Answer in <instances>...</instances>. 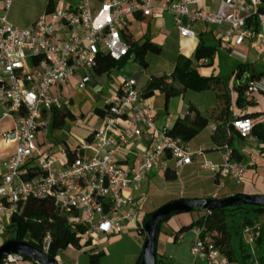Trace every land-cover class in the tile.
Wrapping results in <instances>:
<instances>
[{
	"label": "built area",
	"instance_id": "built-area-1",
	"mask_svg": "<svg viewBox=\"0 0 264 264\" xmlns=\"http://www.w3.org/2000/svg\"><path fill=\"white\" fill-rule=\"evenodd\" d=\"M0 3V106L6 108L3 117L13 120V128L1 135L4 145L13 146V151L1 163L0 229L29 199H52L69 222L84 227L83 245H92L100 235H123L127 231L143 240L144 213L132 194L135 192L137 199L142 200L141 186L149 174L177 173L203 151L169 136V123L157 127L155 112L136 90L135 78L123 80L115 94L104 101L101 127L73 150L62 151L67 160L63 168L57 169L56 160L37 146L36 133L46 128L42 116L69 107V100H62L61 94L71 81H75L78 90L89 88L99 55L114 61L127 56L129 44L123 35L132 15L147 18L154 12L169 14L184 38L194 36L191 25L195 22L218 27L222 29L221 48L230 55L245 62L246 55L236 48L251 47L264 57L262 1L219 0L217 11L211 13L191 10L195 0L160 4L153 0H78L72 9L49 7L26 29L13 27L7 19L12 0ZM204 63V59L198 62ZM259 95L264 96V76L244 90L247 104L256 103ZM229 127L239 139L257 141L253 132L257 127L264 131V112L235 118ZM208 128L215 132L214 126ZM144 135L149 147L139 162L129 164L121 159L127 146ZM218 151L220 164H202L217 180V192L210 198L213 200L225 180L240 186L248 169L246 163L234 159L230 147L223 146ZM189 231L192 239L187 264H236L223 257L209 238L202 236L199 227ZM259 233L258 224L243 230L254 264H258L254 242ZM182 240L179 233L176 241ZM49 241V237L44 240L45 250ZM23 260L22 256L11 254L2 262L16 264Z\"/></svg>",
	"mask_w": 264,
	"mask_h": 264
},
{
	"label": "crops",
	"instance_id": "crops-1",
	"mask_svg": "<svg viewBox=\"0 0 264 264\" xmlns=\"http://www.w3.org/2000/svg\"><path fill=\"white\" fill-rule=\"evenodd\" d=\"M24 1L25 0H12L11 7L7 14V19L9 23L13 27H16L19 29L29 28L38 18H40L42 15L45 14V12L47 11L49 7L61 8V9H72L78 2V0H55L54 2L50 3L49 0H38L35 2V4L32 5L30 9H27L23 7L25 6ZM169 1H177V0H153V3L160 4V3L169 2ZM195 1L196 3L190 7L191 10L201 9L203 11L213 13V12H216L218 9L219 0H195ZM21 4H22V7H21ZM95 4L96 3H93V5ZM15 5H20L19 7L20 11L13 13L12 9ZM0 6H1V3H0ZM126 29H127V34H129L132 37L133 41H139V43L142 44L145 40H149L153 44L160 47L161 48L160 54H162V52L168 46L174 49V53L171 58V63L169 64L167 70H163V72H154L153 76L171 75L175 69L178 57H181L190 62L189 68L191 70L196 71L200 76L205 77L204 75L200 73V68L204 67L206 64H210L211 62H213L214 57H213V60L211 61L204 59L205 63L203 65L198 64L199 61L194 59V53L199 43V40H202L205 46L214 48L215 51H217L216 48L220 50L222 49L221 48V42H222V29L221 28L214 27V26H208L202 22H195L191 25V30L193 31L194 36L191 38H184L180 36L178 30L175 28L173 24L172 17L169 14H157L156 12H154L150 17H147V18L140 17L139 15L129 16L127 19ZM212 45H216L217 47L215 48ZM236 51L243 55H246V57H248L249 55V51L245 47L236 48ZM218 53L219 51H217V54ZM228 56L236 61L242 62L240 59L230 55L229 53H228ZM146 59H148V56ZM240 64H244V62ZM251 68L254 69L253 66H251ZM235 70L232 71V77L236 79ZM109 73L104 74V75L109 76ZM102 76L103 75L94 76L91 79L89 88L86 89L90 93V96L93 98V103H91V113L89 114V117L92 119L93 118L96 119L92 130L86 133V136H83V138H79L75 135L70 134L71 135L70 141L59 139L60 138L59 134H54L53 130H58L60 128H52L51 126V120H52L51 111L45 112L42 116V120L46 124V128L39 129L37 131L36 143L41 152L47 153L48 155L52 156L56 160L55 167L57 169L63 168L67 161L66 158L62 157V151H65V153H68L69 151L73 150L76 146H78L80 143L85 141L87 137L91 136V134L96 129L101 127L102 125L101 116L97 115L94 112V110L95 109L101 110L104 106V101L112 97L115 94V92L117 91L121 83L119 82V83H113L111 85H108L107 80L104 81L101 78ZM135 79H136L135 88L139 92L143 90L149 78L145 81L142 87L138 86L137 78ZM220 81H221L220 78L215 77L214 81L211 83V86H210V88H212V85L214 84L215 88H218V90L223 91L221 95L224 98V100L221 105V111L217 115L209 114L208 117L205 116L197 106L193 105L191 102L186 103L185 101H183V99H180V96L182 94L180 96L170 98L166 107L164 104V96L160 92H155L151 98L144 99V102L153 108L155 112L156 125L158 128L162 127L165 123H169L171 126L175 120L186 118L188 116V108L190 106L195 107L202 116L209 118V126H214V127L222 126V124L229 123L233 119L238 118V117L253 116V115H256L257 113L264 112V96L262 95L257 96L255 98L256 103L254 104L245 103L243 106H238L236 103V97H237V88L239 85V81L238 83H236L235 80L233 79V83H230V89L232 91L229 95L225 88L222 89L220 87L221 86ZM173 86L176 87L177 89H182L181 85L178 84L177 82H174ZM52 92L55 94L57 93L60 94V91L53 90ZM77 92H79V90L76 88L75 81H71L68 89L63 91L61 94L62 100L64 99L69 100L70 105L67 108H63L62 110H57V111L64 112V113H67V112L70 113V108L72 107L73 97L76 96V94H78ZM78 96H81V95H78ZM5 111H6V108L3 106H0V175L2 173L1 163L13 151V146L6 147L1 140L2 133L6 131H10L13 128V120L11 118L3 117V114L5 113ZM71 118H66L63 126L67 125V123L69 122ZM72 123L73 122H71V125H74ZM206 129L210 133L209 142H205L201 144L202 146H198L194 144L192 145L191 141L188 143V146L190 148L201 149L203 151V154L195 158L190 165H187L181 168L180 170L190 171L193 168H196L197 166H201L203 162H210L213 164L221 163V154L216 149L217 145H219L220 142L212 140L211 138L212 132L209 130L208 126ZM229 146L234 152V159L238 161H242L243 163H246L248 165V169L244 175L243 183L240 186H235L229 180H225L223 187L219 191L221 192L224 190V193L222 196H219V194H217V199L230 197L236 194L264 196V144L260 142L259 138L257 141L241 140L236 136V134H234ZM148 147H149V140L147 139L146 135H144L142 139L134 140L132 143H130L127 146L126 150H124V152L121 154L120 158L121 159L125 158L127 163L129 164L138 163L140 160V155ZM213 182H214V186L217 192V180L215 179V177L213 179ZM234 187H241V190L237 191L234 189ZM141 190H142V187H141ZM137 198L138 197L135 198L137 203H140L141 200H138ZM203 199H210V198H203ZM191 200H199V199L193 198ZM154 211H155L154 209H149V213L154 212ZM261 217L263 216L258 217V220ZM195 221L196 219L193 218L190 224ZM182 227H185V225L181 226V228ZM180 229L179 230L175 229L173 233L169 234V236L167 235V232L161 233L160 231L158 239H157V251H156L157 255L162 254L163 256H165L168 245L171 242L172 243H184L185 238L189 235H190V241H191L192 235L190 231L185 230L183 232H180ZM179 233L183 235V240L181 242L176 241V236ZM115 236L120 237L118 242H124L127 236H129L131 239L138 240V242L142 240L140 238L135 237L132 231H127L123 235H100L98 237H95L92 245L88 247L90 249H95L97 246L96 243L100 244L106 241H110ZM140 255H141V252L140 254H136L135 257L138 258ZM179 256L182 257V254H179ZM165 261L164 263L162 262L161 263L166 264ZM188 262L189 261L183 264H187ZM16 264H36V263L32 261L23 260Z\"/></svg>",
	"mask_w": 264,
	"mask_h": 264
},
{
	"label": "trees",
	"instance_id": "trees-1",
	"mask_svg": "<svg viewBox=\"0 0 264 264\" xmlns=\"http://www.w3.org/2000/svg\"><path fill=\"white\" fill-rule=\"evenodd\" d=\"M264 5V0H261ZM264 12V6L260 8ZM124 40L129 44V51L126 57L119 61H114L106 55H99L97 57V64L94 67L95 76H101L109 73L117 65L121 66L124 62L128 61L131 57L137 60L140 66L144 69L147 68L146 56L148 54L158 55L161 48L153 44L149 40H145L142 44L139 41H133L129 34L123 35ZM215 49L205 46L202 40L196 47L194 59H207L211 61L215 55ZM190 62L184 58L178 57L176 66L171 75L150 76L146 82L145 87L139 94L142 99L151 98L155 92H160L164 96L165 107L170 98L180 96L185 89L203 90L211 86L214 77L200 76L196 71L189 68ZM244 76V81L241 82V77ZM264 76V72H257L250 67L249 64H239L235 70V77L239 81L237 88L236 103L238 106H243L246 101L244 99V90L246 86ZM177 82L181 85L182 89H177L173 83ZM97 115H102L101 111L95 109ZM52 128H60L63 126L66 118H71L70 113L58 112L52 110ZM209 126V118L202 116L199 111L190 106L188 108V116L184 119H177L173 122L168 130V135L180 139L183 143L188 144L192 141L202 130ZM234 133L229 123H224L222 126L215 127V132L212 133V140L220 142L216 149L223 146L230 147ZM253 134L259 138L260 142L264 144V131L257 127ZM237 136V135H236ZM90 137V136H89ZM87 137V139H89ZM238 137V136H237ZM86 139V140H87ZM234 157V152L231 149ZM163 177L166 181H174L176 173L172 171H164ZM150 213H144L142 224L150 218ZM203 218L197 219L195 222L188 226L182 227L180 232L190 230L193 227H199L202 230V236L208 237L210 243L230 262L236 264H254L253 257L250 253L249 246L243 240V230L246 227H251L256 224L258 217L264 216V208L243 205L242 203H234L230 207L218 208L209 211ZM173 215V214H172ZM171 216V215H170ZM164 219L160 226L166 222L169 217ZM160 226L156 230V251L157 239L160 233ZM6 230L8 233L15 234V239L23 241L25 237L28 238L29 243L34 248L44 252V240L49 237L50 241L48 249L45 253L54 257L56 252L72 247L81 251L83 247H88L87 244L81 243V235L85 229L77 223H71L68 217L62 214L56 207L52 199H29L22 207L21 211L14 215L10 223L0 229V246L1 231ZM256 261L258 264H264V226H260V233L254 242ZM90 262L95 264L98 262L100 254L93 252L90 249ZM141 255L137 258L135 264H139ZM24 260L30 261L26 258ZM0 264H4L2 261ZM156 264H162L158 260L156 252Z\"/></svg>",
	"mask_w": 264,
	"mask_h": 264
},
{
	"label": "rangeland",
	"instance_id": "rangeland-1",
	"mask_svg": "<svg viewBox=\"0 0 264 264\" xmlns=\"http://www.w3.org/2000/svg\"><path fill=\"white\" fill-rule=\"evenodd\" d=\"M36 1L38 0H25V6L23 7L30 9ZM15 6L12 9L13 13L20 11V5ZM212 46L215 48L217 47L216 45ZM245 48L248 49L249 55L244 64H249L250 67L253 66L258 72H264V57L257 49L251 47ZM216 49L219 53L217 54L216 51L214 60L212 59L213 62H211L212 64H206L204 67H201L200 73L208 78H220V87L222 89L225 88L229 95L232 91L230 89V83H233V79L238 83V80L232 77V71H234L237 65L243 61H236L230 58L226 51L218 48ZM173 53L174 49L168 46L162 54H148V59H146V69L142 68L139 62L131 57L121 66L117 65L112 71H110L109 76L103 75L101 78L104 81L107 80L108 85L122 82L128 78H137L138 86L142 87L145 81L150 76L154 75V72H163V70H167L171 63ZM244 78L245 77L242 76L240 81L243 82ZM213 81L214 79L212 82ZM214 86L215 85L213 84L212 88L199 91L189 88L185 89L180 96V99H183L186 103L191 102L207 117L209 114L217 115L221 111V105L224 98L221 95L223 91L218 90V88H215ZM77 93L78 94L73 97L72 107L70 108L72 118L67 125L60 127L58 130H53L54 134H59V139L70 141V134L83 138V136H86V133L92 130L94 122L96 121L95 118L92 119L89 117V114L91 113V103H93V98L90 96V93L87 90H79ZM71 122H73L72 124L74 125H71ZM209 140L210 133L205 128L191 141V144L202 146L201 144L209 142ZM147 178L148 179H145L141 186L143 198L139 203V206L144 213H149V209L156 210L170 201L180 199L191 200L193 198H211L216 192L213 182L214 175L212 172L205 170L202 165L197 166L190 171H177L176 179L174 181H166L163 177V173L160 171L151 173ZM234 189L240 191L241 187H234ZM223 193L224 190L218 194L219 196H222ZM132 196L136 198L137 194L134 192ZM205 215V211L198 210L188 213H175L160 226V231L161 233L167 232V235L169 236V234L173 233L175 229L179 230L181 226H188L193 218L197 220L203 218ZM256 224L264 226V216L257 220ZM1 233L2 244L5 243L9 237L10 239H15V234L12 232L8 233L6 230H2ZM119 239L120 237L115 236L110 241L100 244L96 243L97 246L93 252H98L100 256L98 262L95 264H135L137 261V257L135 256L136 254H140L144 239L138 242V240L131 239L127 236L124 242H118ZM27 241L28 238L25 237L23 242ZM189 243L190 235L185 238L184 243L171 242L168 245L165 256L162 254L158 255V260L162 263L166 260V264L186 263L190 260L188 251ZM44 252H46L45 249ZM91 254L92 251H90L89 247H83L81 251L72 247H67L57 251L53 258L58 264H93L90 262ZM179 254H182V257H180Z\"/></svg>",
	"mask_w": 264,
	"mask_h": 264
},
{
	"label": "water",
	"instance_id": "water-1",
	"mask_svg": "<svg viewBox=\"0 0 264 264\" xmlns=\"http://www.w3.org/2000/svg\"><path fill=\"white\" fill-rule=\"evenodd\" d=\"M13 138V134L10 136ZM234 203L264 208V196L236 194L222 199H180L170 201L156 209L143 225L144 242L139 264H156V230L161 222L175 213H188L194 210L211 211L218 208L230 207ZM20 255L36 264H58L45 252H41L27 242L9 240L0 246V262L8 255Z\"/></svg>",
	"mask_w": 264,
	"mask_h": 264
}]
</instances>
